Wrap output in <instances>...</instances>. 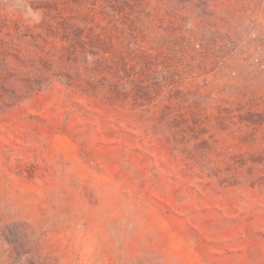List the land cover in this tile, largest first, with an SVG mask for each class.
I'll list each match as a JSON object with an SVG mask.
<instances>
[{
	"label": "rangeland",
	"instance_id": "1",
	"mask_svg": "<svg viewBox=\"0 0 264 264\" xmlns=\"http://www.w3.org/2000/svg\"><path fill=\"white\" fill-rule=\"evenodd\" d=\"M0 264H264V0H0Z\"/></svg>",
	"mask_w": 264,
	"mask_h": 264
}]
</instances>
